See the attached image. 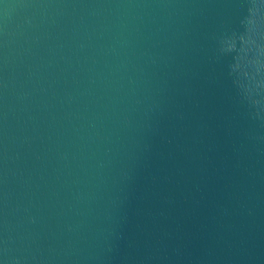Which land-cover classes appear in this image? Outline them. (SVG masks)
Instances as JSON below:
<instances>
[{"label": "water", "instance_id": "95a60500", "mask_svg": "<svg viewBox=\"0 0 264 264\" xmlns=\"http://www.w3.org/2000/svg\"><path fill=\"white\" fill-rule=\"evenodd\" d=\"M0 264H264V0H0Z\"/></svg>", "mask_w": 264, "mask_h": 264}]
</instances>
